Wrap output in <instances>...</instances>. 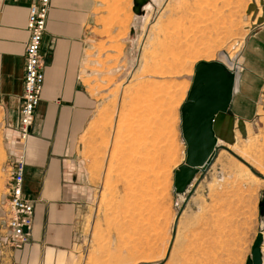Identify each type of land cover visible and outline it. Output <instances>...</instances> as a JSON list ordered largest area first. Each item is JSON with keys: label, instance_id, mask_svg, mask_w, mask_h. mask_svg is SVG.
Returning <instances> with one entry per match:
<instances>
[{"label": "rangeland", "instance_id": "1", "mask_svg": "<svg viewBox=\"0 0 264 264\" xmlns=\"http://www.w3.org/2000/svg\"><path fill=\"white\" fill-rule=\"evenodd\" d=\"M99 3L85 27L83 78L98 107L77 152L88 194L67 264H246L264 236V179L226 150L184 193L174 174L187 159L182 113L197 65L234 73L262 0H150L140 15L134 0ZM6 119L0 109V247L9 242L3 218L13 159ZM227 132L218 146L236 147L264 171V133L243 144Z\"/></svg>", "mask_w": 264, "mask_h": 264}, {"label": "crops", "instance_id": "2", "mask_svg": "<svg viewBox=\"0 0 264 264\" xmlns=\"http://www.w3.org/2000/svg\"><path fill=\"white\" fill-rule=\"evenodd\" d=\"M35 1L0 0V109L11 125L8 153L14 158L24 152V194L35 201L29 242L20 250L3 244L0 264H67L66 253L75 245L88 194L78 175L77 152L98 107L83 78L88 74L91 41L85 27L100 3L50 0L42 45L45 84L29 138L22 144L15 132L24 87L29 7ZM262 4L259 24L238 55L239 92L214 120L216 136L223 141L230 129L243 144L264 133V0Z\"/></svg>", "mask_w": 264, "mask_h": 264}, {"label": "water", "instance_id": "3", "mask_svg": "<svg viewBox=\"0 0 264 264\" xmlns=\"http://www.w3.org/2000/svg\"><path fill=\"white\" fill-rule=\"evenodd\" d=\"M150 0H134L133 12L140 15ZM196 80L189 94V103L182 113L183 134L187 143V159L184 165L174 174V186L178 193H184L196 176L201 173V180L215 163L221 150H226L241 163L246 165L255 175L252 167L226 147L218 146L219 140L214 128L215 117L226 112L231 101L239 92L241 72L238 68L231 73L218 63H201L196 67ZM229 75L230 81L226 78ZM186 206V205H185ZM184 206V208H185ZM264 213V200L260 204ZM177 217L174 238L178 222ZM263 233H260L253 244L251 258L246 264H264L262 245Z\"/></svg>", "mask_w": 264, "mask_h": 264}, {"label": "built area", "instance_id": "4", "mask_svg": "<svg viewBox=\"0 0 264 264\" xmlns=\"http://www.w3.org/2000/svg\"><path fill=\"white\" fill-rule=\"evenodd\" d=\"M49 11L50 0H36L29 7L27 21L29 38L25 49L24 87L19 108V125L15 132L16 139L22 144H25L29 138L44 89L42 45L47 32ZM9 170L3 219L5 232L9 238L8 243L14 249L20 250L30 240L29 233L33 229L35 217V201L26 197L23 189L26 171L23 151L12 159Z\"/></svg>", "mask_w": 264, "mask_h": 264}, {"label": "bare ground", "instance_id": "5", "mask_svg": "<svg viewBox=\"0 0 264 264\" xmlns=\"http://www.w3.org/2000/svg\"><path fill=\"white\" fill-rule=\"evenodd\" d=\"M179 2H180V1H179ZM187 2H188V1H187ZM187 7H188V5H187ZM181 9H182V8H178V11H177V12H179V11L181 12V11H182ZM173 11H174V9H173ZM177 12H176V13H177ZM180 12H179V13H180ZM174 13H175V12H174ZM177 14H178V13H177ZM173 16H174V15H173ZM173 16H172V17H173ZM178 16H179V15H178ZM170 18H171V17H170ZM174 19H175V18H174ZM179 24H180V23H179ZM169 27H170V26H169ZM165 31H166V30H165ZM168 37H169V36H168ZM175 46H176V45H175ZM170 55H171V54H170ZM173 58H174V57H173ZM165 60H166V59H165ZM160 62H162V61H160ZM226 78L230 81V79H229V75H228V74L226 75ZM232 150H233V152L235 153V152L237 151V148L235 147V148H233ZM234 150H235V151H234ZM239 154H240V153H239ZM239 156H240V155H239ZM240 157H241V156H240ZM245 162L248 163L247 160H246ZM252 166H253V165H252ZM253 167L256 168L255 166H253ZM247 170H248V169H247ZM257 170H258V172L260 171L259 173H260L262 176H264V171H263L261 168H257ZM243 171H244V170H243ZM248 171H249V170H248ZM248 171H244V173H245V174H249ZM251 177H252L253 181H255V182H258V181H259L257 178H255V177H253V176H251ZM263 243H264V242H263ZM262 246H263V245H262Z\"/></svg>", "mask_w": 264, "mask_h": 264}, {"label": "flooded vegetation", "instance_id": "6", "mask_svg": "<svg viewBox=\"0 0 264 264\" xmlns=\"http://www.w3.org/2000/svg\"><path fill=\"white\" fill-rule=\"evenodd\" d=\"M262 252H263V254H264L263 247H262Z\"/></svg>", "mask_w": 264, "mask_h": 264}]
</instances>
